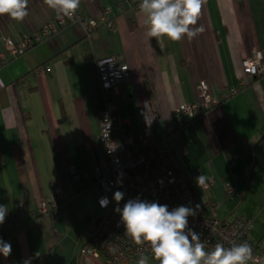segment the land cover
<instances>
[{
	"label": "crops",
	"instance_id": "obj_1",
	"mask_svg": "<svg viewBox=\"0 0 264 264\" xmlns=\"http://www.w3.org/2000/svg\"><path fill=\"white\" fill-rule=\"evenodd\" d=\"M107 6L114 30L100 27L87 38L72 23L23 54L6 55L0 65V204L10 215L0 225V239L12 247L7 258L0 254V264H105L103 254L83 255L82 248L103 216L90 175L104 156L96 62L115 55L129 68L115 103L118 114L129 117V132H144L137 111L145 101L156 116L147 127L154 138L172 123L177 131L169 143L200 214L250 219L249 238L264 258V76L249 77L235 95L184 125L172 113L197 100L199 82L211 95L228 92L243 76L241 60L264 51V0H205L197 24L203 33L162 44L145 36L141 16L127 0H81L79 9L95 17ZM28 12L21 23L0 16V53L5 39L17 42L57 18L43 0H29ZM122 134L118 127L115 139ZM71 167L88 173L75 185L67 182ZM197 172L212 183L199 187ZM226 185L234 189L229 199ZM59 186L63 197L55 215H36L38 201ZM18 208L21 214L12 215Z\"/></svg>",
	"mask_w": 264,
	"mask_h": 264
},
{
	"label": "built area",
	"instance_id": "obj_2",
	"mask_svg": "<svg viewBox=\"0 0 264 264\" xmlns=\"http://www.w3.org/2000/svg\"><path fill=\"white\" fill-rule=\"evenodd\" d=\"M127 1L133 10H138L140 0ZM111 15L112 9L109 6L104 7L100 15L95 17H85L79 9L73 19L56 18L42 25L37 33L24 35L17 42L5 39L4 51L0 53V65L5 61L6 55L23 54L52 32L72 23H78L87 38H90L92 32L100 27L114 30L116 23ZM241 68L243 76L238 78L235 86L220 96L211 95L207 84L199 82L195 87L197 100L180 103L173 109L172 113L180 124L184 125L194 120L199 114L217 107L223 99L235 95L247 85L249 77L264 76V51L256 50L249 57L243 58ZM96 74L101 91L98 106L99 139L104 156L90 171V175L91 186L98 192L97 205L103 211V216L96 233L84 244L82 254L98 256L101 253L105 256V264H125L137 261L140 252L144 251L147 254V249L139 248L125 235L120 215L115 211L117 207L122 209L129 199L136 198L165 204L169 210L181 205L195 208L197 203L187 181L188 174L169 143V138L177 131L176 127L170 123L158 138H154L147 127L155 121L156 116L146 101L137 111L145 127L142 134L134 135L129 132V117H121L118 114L115 103L119 95V87L129 79V68L123 57L115 55L97 60ZM118 127L123 128L121 141H117L114 135ZM87 174L86 171L77 173L71 167L67 182L75 185L80 176ZM196 176H199V172ZM211 183V179L206 180L202 188H206ZM233 190V186L226 185V199L231 197ZM116 191L124 193V198L119 204L113 199ZM62 197V187L59 186L48 199L38 201L36 215L54 216ZM103 197H107L109 201L105 207L100 204ZM205 205L211 207L209 201H206ZM20 214L18 208L12 215ZM9 217L7 213L4 222ZM189 227L200 233L201 239L209 246L217 242L228 246L229 241L237 243L247 241L253 248V254L259 257L256 252L258 244L249 238L251 220L248 218L236 216L232 220L222 221L215 217L214 213L211 216L201 215L198 208L197 214L189 217Z\"/></svg>",
	"mask_w": 264,
	"mask_h": 264
},
{
	"label": "clouds",
	"instance_id": "obj_3",
	"mask_svg": "<svg viewBox=\"0 0 264 264\" xmlns=\"http://www.w3.org/2000/svg\"><path fill=\"white\" fill-rule=\"evenodd\" d=\"M57 18L73 19L80 8L81 0H43ZM205 0H140L138 12L145 28V36L159 44L165 38L173 43L189 41L203 33V26L197 27ZM29 0H0V16L7 15L17 23L29 15ZM207 177H196L199 187L206 184ZM124 198L122 191H116L113 199L117 204ZM109 203L107 197L100 200L102 207ZM178 206L169 210L165 204L147 200L129 199L123 208L117 207L125 235L141 251L136 264H264V258L253 254L247 241L217 242L211 246L201 239V234L189 227V217L197 214V209ZM8 207L0 204V225L6 219ZM12 251L11 244L0 239V254L7 258Z\"/></svg>",
	"mask_w": 264,
	"mask_h": 264
}]
</instances>
